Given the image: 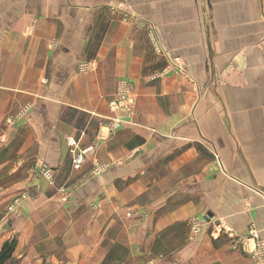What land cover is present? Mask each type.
Returning a JSON list of instances; mask_svg holds the SVG:
<instances>
[{
    "label": "crops",
    "instance_id": "obj_1",
    "mask_svg": "<svg viewBox=\"0 0 264 264\" xmlns=\"http://www.w3.org/2000/svg\"><path fill=\"white\" fill-rule=\"evenodd\" d=\"M122 78L132 118L74 169L66 137L90 144ZM0 179V243L19 264H249L264 0H0Z\"/></svg>",
    "mask_w": 264,
    "mask_h": 264
},
{
    "label": "built area",
    "instance_id": "obj_2",
    "mask_svg": "<svg viewBox=\"0 0 264 264\" xmlns=\"http://www.w3.org/2000/svg\"><path fill=\"white\" fill-rule=\"evenodd\" d=\"M149 38L152 45L157 52L162 51V45L157 33V29L154 26L150 27ZM93 65V63L81 64V70H86ZM172 69L174 71L182 70L180 62L176 59L172 61ZM135 96L133 86L127 79H119L117 82L115 94L108 103L110 115L99 123V128L96 136L90 142L89 145L82 147L80 140L81 137L69 135L66 137L69 153L71 154V162L74 169H80L86 162L87 158L94 153L98 144L105 141L109 136L119 129L123 124L130 121L135 110ZM109 164H101L97 167L98 171L107 170ZM204 224V218L200 216H194L190 219V237L194 238L200 234L202 226ZM223 230L230 233L231 229L224 227ZM263 232H264V209H263ZM238 242L241 247L249 255V264H264V236L260 237L258 231L255 228H250L248 233L238 238Z\"/></svg>",
    "mask_w": 264,
    "mask_h": 264
},
{
    "label": "trees",
    "instance_id": "obj_3",
    "mask_svg": "<svg viewBox=\"0 0 264 264\" xmlns=\"http://www.w3.org/2000/svg\"><path fill=\"white\" fill-rule=\"evenodd\" d=\"M15 249V241H6L0 248V264H10L8 260L12 257Z\"/></svg>",
    "mask_w": 264,
    "mask_h": 264
},
{
    "label": "rangeland",
    "instance_id": "obj_4",
    "mask_svg": "<svg viewBox=\"0 0 264 264\" xmlns=\"http://www.w3.org/2000/svg\"><path fill=\"white\" fill-rule=\"evenodd\" d=\"M51 169L52 168L46 163H44L42 165V172L43 173H49L51 171ZM8 182H10V180H5V179L2 180V179H0V186L3 187L4 185L8 184ZM0 197H3V196H0ZM19 198H21V197H19ZM65 198H66V196H65ZM7 210L10 211V212H14V210L9 208V207H7ZM3 212L4 211H0V220H1V215L5 213V212L4 213ZM6 213H8V212H6ZM0 247H1V243H0ZM146 261L147 260H145V262ZM8 263H10V264H19L18 260H16V258H14L13 256L8 260Z\"/></svg>",
    "mask_w": 264,
    "mask_h": 264
}]
</instances>
